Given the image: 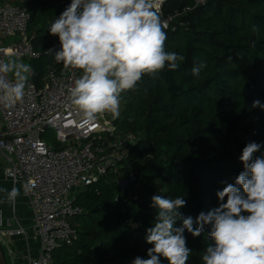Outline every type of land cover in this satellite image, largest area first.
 <instances>
[{
    "label": "trees",
    "instance_id": "16d2710c",
    "mask_svg": "<svg viewBox=\"0 0 264 264\" xmlns=\"http://www.w3.org/2000/svg\"><path fill=\"white\" fill-rule=\"evenodd\" d=\"M68 0H23L31 16L30 39L39 57L31 60L33 79L55 64L47 50L60 45L48 28ZM169 0L164 14L192 7ZM168 31L165 49L184 57L177 70L144 76L122 94L123 133L136 144L120 165L119 178H106L76 194L77 238L55 253V264H132L147 258L145 242L155 209L151 197H185L181 209L195 218L218 206L216 196L242 171L239 157L249 141L264 145V0H207L182 15ZM178 23V24H177ZM203 63L199 76L192 69ZM264 153V147L261 152ZM133 175V177H132ZM193 251L187 264H202L206 240L185 232ZM161 264L167 261L161 258Z\"/></svg>",
    "mask_w": 264,
    "mask_h": 264
},
{
    "label": "clouds",
    "instance_id": "9594fccd",
    "mask_svg": "<svg viewBox=\"0 0 264 264\" xmlns=\"http://www.w3.org/2000/svg\"><path fill=\"white\" fill-rule=\"evenodd\" d=\"M168 23L155 0H71L48 28L60 48L47 50L65 69L81 75L68 89L69 103L88 123L111 114L120 116L122 94L133 90L144 76L177 70L184 57L165 49ZM203 63L194 66L199 76ZM31 64L10 56L0 59V100L9 107L22 101L33 75ZM11 74L12 79L9 78ZM252 108L264 110L259 100ZM264 147L249 141L239 157L242 171L234 183L216 192L217 207L195 218L181 211L185 197L155 194L152 226L146 229L147 258L136 256L132 264H187L192 249L185 232L206 240L202 264H264ZM0 203H14L20 191L0 188Z\"/></svg>",
    "mask_w": 264,
    "mask_h": 264
},
{
    "label": "built area",
    "instance_id": "2783aa9c",
    "mask_svg": "<svg viewBox=\"0 0 264 264\" xmlns=\"http://www.w3.org/2000/svg\"><path fill=\"white\" fill-rule=\"evenodd\" d=\"M168 1L155 3L168 23L166 32H175L184 26L176 21L207 0H191L192 7L164 14ZM22 2L0 0V59L39 57L29 36L32 16ZM80 75V70L53 65L40 86L31 76L22 101L9 107L0 100V174L21 187L31 209V233L41 244L40 255L30 264H55L56 251L74 243L77 234L69 219L80 213L74 204L77 192L112 177L111 173L123 182L120 163L136 144V137L123 133L109 114L88 123L69 103L68 89ZM48 130L55 133L59 148L44 140ZM16 235H26V229H7L0 219V242L9 257L14 251L8 240Z\"/></svg>",
    "mask_w": 264,
    "mask_h": 264
},
{
    "label": "crops",
    "instance_id": "0c3cea01",
    "mask_svg": "<svg viewBox=\"0 0 264 264\" xmlns=\"http://www.w3.org/2000/svg\"><path fill=\"white\" fill-rule=\"evenodd\" d=\"M13 184L0 174V188L11 190ZM20 194L14 203H0V213L5 228L15 229L23 227L26 235H16L9 238V244L14 251V255L9 257V264H30L31 260L40 255L41 244L31 233L32 214L27 198L23 195L21 187H17ZM5 196L0 193V198ZM28 232V233H27Z\"/></svg>",
    "mask_w": 264,
    "mask_h": 264
},
{
    "label": "rangeland",
    "instance_id": "374dc122",
    "mask_svg": "<svg viewBox=\"0 0 264 264\" xmlns=\"http://www.w3.org/2000/svg\"><path fill=\"white\" fill-rule=\"evenodd\" d=\"M68 1L70 2V0H68ZM70 3H71V2H70ZM30 35H31V33H30V30H29V36H30ZM23 61L26 62V63H29V64H30V62H31V60H29L28 58L23 59ZM54 63H55V64H53V65H54V66H57V67H61V66L63 65L62 63H57L56 61H55ZM45 74H46V73H45ZM44 76H45V75H44ZM44 76H43V78H44ZM43 78L41 77V78L38 79V80H37V78H36V79H33V81H34V83H35L37 86H40V85L42 84V80H43ZM124 107H125L124 104L121 103L120 116H119V118L115 119V120H117L118 122H123V118H124L123 114H124V110H125ZM108 118H111V119H112L111 114L108 115ZM43 138H44V140H45L49 145H52V146L55 147L56 149L60 147V145L57 143L56 135H55V133H54L52 130H48V131L43 135ZM110 176H112V178H116L115 173H111ZM109 178H111V177H109ZM120 185L122 186V188L127 189L128 186H129V183H128L126 180H124L123 182L120 183ZM0 219L3 220V219L1 218V213H0ZM79 222H80V218H77V219H69V223L72 224L73 226H74V225H77ZM9 259H10V258H9Z\"/></svg>",
    "mask_w": 264,
    "mask_h": 264
},
{
    "label": "water",
    "instance_id": "95a60500",
    "mask_svg": "<svg viewBox=\"0 0 264 264\" xmlns=\"http://www.w3.org/2000/svg\"><path fill=\"white\" fill-rule=\"evenodd\" d=\"M0 264H9V256L7 255L6 250L1 242H0Z\"/></svg>",
    "mask_w": 264,
    "mask_h": 264
}]
</instances>
